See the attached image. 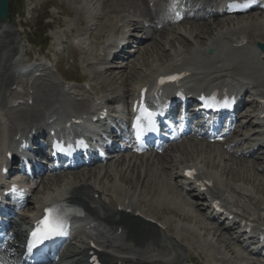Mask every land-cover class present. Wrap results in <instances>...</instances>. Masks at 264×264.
<instances>
[{
    "label": "bare ground",
    "instance_id": "1",
    "mask_svg": "<svg viewBox=\"0 0 264 264\" xmlns=\"http://www.w3.org/2000/svg\"><path fill=\"white\" fill-rule=\"evenodd\" d=\"M78 3L77 14H80L82 18L80 19V24L83 25L85 21L92 18V14L88 12L87 6H99L108 5V12L112 13L114 20H107V32L105 34L108 36L110 33L117 34L121 24V19L117 17L118 14L130 11L128 15H139L147 16L139 8L137 1L141 0H76ZM142 0L141 2H145ZM197 1V0H195ZM206 4V1H202ZM149 10V9H148ZM186 18L188 13L186 12ZM199 20L202 21L200 25H190L188 29L182 30L181 27L173 28L171 38L166 36L163 29L155 31L157 35L150 37L152 41L146 44L144 48V53L147 48H152L155 57L150 63L142 61V64H136L137 66L145 67V71H142L135 80L131 79L129 74L124 71H119L121 77H125V82L128 83L125 90L126 94L129 96L131 92L136 91L141 84H143L150 77L156 76L160 73H166L168 71L189 67L193 69L194 79L199 78L200 85L206 80H210L212 83L221 80L229 81V84H236L239 80L238 78L254 80L258 83L262 80L264 83V72L261 70L258 73H254V69L250 67L249 57L253 51L248 45H254L257 42H264V16L254 15L245 17H235L229 18L228 20L212 21L208 22L206 16L201 15ZM211 24L213 29L210 30L208 26ZM7 22L0 23V108L1 111L5 113L4 117L8 121V125L5 128L7 131V136L11 138L18 132L24 129L34 126V124H12L15 121V117L11 115L12 112H16V118L21 120L23 118H30L38 115V109L44 107L47 112L57 111V108H62L64 111L67 109L60 101L58 97L63 93L58 90V87L54 84H41V88L35 84H32L27 89L33 90V94L27 93L25 103L30 96H33V106L27 107L26 105H18L17 108H12V102H7L5 99L6 93L9 92L10 87L18 82V78L15 77L17 73L13 70L14 67L12 62V56L16 54L18 50V41L16 39V34L12 28L7 25ZM189 24V22L182 24L184 27ZM122 25V24H121ZM158 25V23H157ZM160 25V24H159ZM202 25L203 28L200 26ZM224 26H231V29L222 31ZM122 28V27H121ZM207 28V31L206 29ZM143 30L142 26L137 27L135 30ZM204 29L205 35L202 31ZM215 33L212 35V32ZM255 33L257 37H254L250 33ZM79 32L71 30L72 35H77ZM103 33L99 34L101 37ZM226 35H232L231 38ZM159 38L160 41L168 43L169 49H173V54L168 61L162 62V58L168 56L167 52H163L160 48H164L165 45L161 44L155 39ZM243 39L248 41L247 46L241 49H233L234 52L240 53L242 55L246 52L248 54L241 59L235 60L234 56H225L223 63L217 62V56L209 59L204 54L201 48L207 46L209 42L216 45L218 51H222V47L227 46L230 48L233 45H238ZM140 44V43H139ZM138 44V45H139ZM177 46V47H176ZM105 47V43L102 44ZM108 48V47H107ZM151 50V49H150ZM158 51L161 52V54ZM152 53V52H151ZM255 53V52H254ZM153 54V55H154ZM151 55V56H153ZM185 56V59L183 58ZM264 55V53H262ZM132 57V56H131ZM169 57V56H168ZM101 61L102 59H97ZM133 62H138L137 60ZM99 63V62H98ZM134 66V63H133ZM107 68L103 72L97 68L90 69L95 75L104 74L107 75L108 80H116L114 73H109ZM132 70L131 68H129ZM133 71V70H132ZM249 71L252 75H249ZM135 72V71H134ZM136 74V75H137ZM230 75L232 78L228 77ZM234 80V81H233ZM8 85V83H10ZM252 83V81H251ZM264 92V86L261 87ZM56 99L55 102H52ZM16 100H23L21 97ZM255 116L254 121L257 120ZM39 123H45V120H41ZM250 122H247L246 126ZM246 126L244 128H246ZM243 141V139L238 140V143ZM233 143V142H231ZM230 143H226L227 147H230ZM256 151L261 152V157L248 161L245 159H238L235 161L236 167L231 163V158H224L225 164L221 165L219 156L217 154H211V151L203 150L199 146H185L190 149L189 154L194 157V159L200 158V164L205 163L206 168L217 170L219 176V182H216V193L224 194L226 192L233 193L236 195V202L234 207H238L241 203L243 197H250V200L255 201L258 206L259 211H264V187L259 184L256 179L257 177L264 178V169L258 168V165L264 163V144ZM238 145H234L233 148L236 149ZM178 149V147H176ZM255 154V153H254ZM232 157H234L232 155ZM251 157L246 155L243 158ZM213 161H212V160ZM119 161H110V165L106 166L103 170L90 168L88 170H83L79 172L70 173L69 176H56L48 178V185L43 184V193L39 197L36 196L37 204L33 207L32 212L35 214L37 205L43 206L46 202L55 203H66L67 205L75 206L80 208L84 214L90 216L92 221L99 224V228L102 227V223L108 226V233L113 238L103 237V242H100L99 238L96 236L100 231L103 230H91L89 232V240H93L98 243L99 247L111 248L116 246L117 251L114 255H109L107 252H102L99 254L103 264H185L188 260H191L190 256L187 255L183 257L176 253L173 258L165 261L164 258L171 256L172 252H175V246L177 243L186 242L192 248H201L199 236H203L202 243L204 246L208 247L206 249L207 253L210 254L212 246H209L212 241L214 243L223 245V250L235 254V249L239 248L241 250L240 243L238 239L234 238L229 234V230H225L222 227L215 226L214 228L208 227L206 222H211L206 215L200 213L202 210L196 203L183 201L180 194L182 190L177 185L171 186L170 181L167 177L170 175L165 170L167 168V159L163 161L160 168H154V165L149 162V159H142L135 157L130 159L126 163H123V159ZM171 163V161H169ZM176 167V165H172ZM160 169V170H158ZM211 177H215V174L209 171ZM217 175V174H216ZM115 189V194L110 196L108 203H105L100 198L95 199L96 196H103L106 193H111ZM101 191V192H100ZM254 194L257 196L254 197ZM193 194L186 192L185 196L191 200L194 199ZM49 196V197H47ZM95 199V200H94ZM181 199V200H180ZM260 201H262L260 203ZM188 208V210H186ZM170 214V216H164V214ZM28 216H22L21 221L24 224L28 223ZM149 220L158 222L163 227L165 231L169 234L170 244H165L161 240L162 231L157 226V224L149 223ZM174 220V222H172ZM260 220V218H258ZM90 225V223H88ZM234 227V226H233ZM121 229L119 235H117L118 230ZM224 232V233H223ZM211 238V240L209 239ZM88 242L85 247L86 250L81 252L79 256L86 252H89ZM81 250H79L80 252ZM221 255V251H218ZM218 252H216L218 254ZM125 255V256H122ZM127 255V256H126ZM80 258V257H77ZM76 258H64L62 264H79L80 260H73ZM192 261V260H191ZM217 263L223 264L222 260L215 261Z\"/></svg>",
    "mask_w": 264,
    "mask_h": 264
},
{
    "label": "rangeland",
    "instance_id": "2",
    "mask_svg": "<svg viewBox=\"0 0 264 264\" xmlns=\"http://www.w3.org/2000/svg\"><path fill=\"white\" fill-rule=\"evenodd\" d=\"M18 1H19L18 6H16V7L19 9L22 6L23 12L21 13V15L18 16V18H14L13 16H11L9 19L10 23H12L13 25L15 24L16 26L20 25V24L23 26V24L27 23L28 26L30 27V28L28 27L29 29L26 30V32H28V33L23 32L24 34H22V35H17L19 33V31H21L20 29H15V27L13 28L16 30V35H17L16 39L19 42V50H20L19 53L23 52V49H22L23 48V42H25L26 39L29 41H32L33 38L35 39L39 35V33H41V31L44 30L45 28L46 29L51 28L50 31H48V33H46V37H49L50 40L55 39V41H56L58 37H61V35L63 34V32L65 30H67L70 27H77L79 14H77L78 6L76 7V5L78 2L76 0H39L38 2H33L31 0H18ZM19 3H20V5H19ZM30 4H35V11L33 12L31 19L29 18V16H26L24 14L26 11V8L28 9V6ZM108 5H109V3H107L106 5H99V6H94V7L90 6V5L87 6V10H88V12H91L92 17H93L96 25L104 26L105 21H102L100 19H103V16L106 14V11L109 8ZM55 9H57V12ZM15 11H16V8H15ZM44 16H46L47 18ZM67 16L70 18H68ZM41 18L46 19L44 22L45 27L44 26H38V21ZM52 19H53V23L51 21ZM17 22H19L20 24ZM48 22L51 24H47ZM56 23H57V25L61 24L63 29L62 30L58 29ZM208 26L209 27H207V28H209L210 30L213 29V26L211 27V24L209 25V23H208ZM200 27L203 28L202 25ZM207 28H204V29H206V31H207ZM204 29H202V31L205 34L206 32H204L205 31ZM43 37L44 36H42V38ZM59 41H60V39H59ZM24 46H25V43H24ZM33 51H34V53H36V49H33ZM153 51L154 50L152 48H147V50L144 54L146 56H151L154 54ZM156 53H157V51H156ZM157 54H159V53H157ZM63 56L64 57L61 60L62 73H64L67 68H69V73H72L73 69L70 68V67H73L72 63H71L72 60L68 57V54L67 55L64 54ZM81 75H82V72L77 73L74 71L73 74L71 75V78L72 77L80 78ZM100 82H101V80L96 79L93 81V84L96 85L97 87H99ZM261 166H264V163L258 165V168ZM256 181L264 187L263 177H257ZM164 216L169 217L170 214L169 213L164 214ZM203 264H216V263H213V261H211L209 259V260H205L203 262ZM239 264H244V263H239ZM262 264H264V263H262Z\"/></svg>",
    "mask_w": 264,
    "mask_h": 264
},
{
    "label": "snow or ice",
    "instance_id": "3",
    "mask_svg": "<svg viewBox=\"0 0 264 264\" xmlns=\"http://www.w3.org/2000/svg\"><path fill=\"white\" fill-rule=\"evenodd\" d=\"M175 79H177L175 76L161 77L159 83L164 84L167 81H173ZM153 116L154 113L151 110L147 107H142L141 114L137 116L134 125L137 129V138L140 137L145 127L149 130L153 127ZM54 147L63 150L59 144L54 145ZM187 174L192 175L191 172ZM12 191H16L15 186H13ZM43 213V216L36 221L35 227L30 233V239L27 242L28 254H32L33 250L45 241L65 234L68 211L63 205L52 204L45 207ZM0 264H7L3 257H0Z\"/></svg>",
    "mask_w": 264,
    "mask_h": 264
},
{
    "label": "water",
    "instance_id": "4",
    "mask_svg": "<svg viewBox=\"0 0 264 264\" xmlns=\"http://www.w3.org/2000/svg\"><path fill=\"white\" fill-rule=\"evenodd\" d=\"M8 1L9 0H0V20L6 18L8 13Z\"/></svg>",
    "mask_w": 264,
    "mask_h": 264
}]
</instances>
